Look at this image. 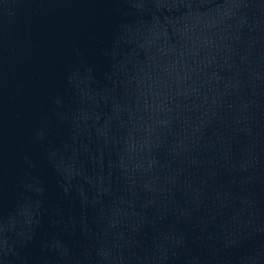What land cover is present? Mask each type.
I'll return each instance as SVG.
<instances>
[{
  "label": "water",
  "instance_id": "1",
  "mask_svg": "<svg viewBox=\"0 0 264 264\" xmlns=\"http://www.w3.org/2000/svg\"><path fill=\"white\" fill-rule=\"evenodd\" d=\"M0 264H264V234L145 228L0 194Z\"/></svg>",
  "mask_w": 264,
  "mask_h": 264
}]
</instances>
